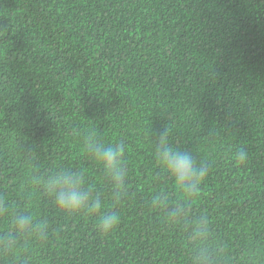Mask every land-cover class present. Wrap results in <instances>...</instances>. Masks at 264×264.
Wrapping results in <instances>:
<instances>
[{"label": "trees", "instance_id": "trees-1", "mask_svg": "<svg viewBox=\"0 0 264 264\" xmlns=\"http://www.w3.org/2000/svg\"><path fill=\"white\" fill-rule=\"evenodd\" d=\"M168 120L208 168L187 201L154 154ZM89 136L126 145L119 201ZM60 169L111 232L54 205ZM0 206V264H264V0H0Z\"/></svg>", "mask_w": 264, "mask_h": 264}, {"label": "clouds", "instance_id": "clouds-1", "mask_svg": "<svg viewBox=\"0 0 264 264\" xmlns=\"http://www.w3.org/2000/svg\"><path fill=\"white\" fill-rule=\"evenodd\" d=\"M173 128L168 123L154 138V154L164 172L174 181L181 191L185 201L195 196L201 183L206 178L208 168L203 160H197L191 151L185 150L171 142ZM85 152L89 159L97 162L106 179L111 198L119 201L125 192L128 171L124 160L126 145L123 141L102 142L94 136H89L84 142ZM236 159L244 163L247 152L240 148L235 153ZM44 192L54 205L68 215L83 214L96 220L97 228L101 233L111 232L118 224L116 212L107 209L103 195L93 194L85 187L84 176L79 171L60 169L53 171L38 181ZM4 212L0 206V213ZM35 217L18 214L14 220V228L20 234L31 232ZM193 239L203 234L198 226L194 230ZM11 246V244H9Z\"/></svg>", "mask_w": 264, "mask_h": 264}]
</instances>
